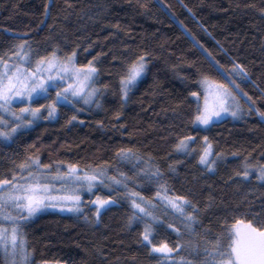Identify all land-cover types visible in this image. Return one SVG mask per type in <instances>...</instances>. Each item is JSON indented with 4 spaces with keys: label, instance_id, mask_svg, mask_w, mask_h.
Returning a JSON list of instances; mask_svg holds the SVG:
<instances>
[{
    "label": "trees",
    "instance_id": "1",
    "mask_svg": "<svg viewBox=\"0 0 264 264\" xmlns=\"http://www.w3.org/2000/svg\"><path fill=\"white\" fill-rule=\"evenodd\" d=\"M139 3L146 4L141 8ZM0 0V54L20 44L18 36L27 35L40 56L51 54L59 46L61 57L78 52L77 65L87 66L96 58L95 85L102 104L82 108L77 121L70 106L59 109V121L41 118L11 142L0 141V178H11L12 170L28 156L39 157L43 164L73 162L80 168L104 167L107 174L119 178L123 173L134 178L111 193L117 203L102 213L98 223H86L83 217L46 212L35 217L23 231L32 264H179L190 259L186 247L179 254L164 257L149 255L139 243L142 224L126 226L129 203L127 193L137 191L150 200V209L163 224L155 233L156 242H177L169 222L181 229L180 241L199 245L201 252L210 246L225 219L229 227L241 220L247 224L264 223V186L256 179L242 181L235 173L242 170L244 158L253 165L264 163V125L253 113L241 120L223 119L208 130H193L196 101L190 96L198 89L201 74L223 82L210 66L203 45L216 61L231 68V61L247 66L251 80L264 88V0ZM71 4V7L68 5ZM49 14L45 17V6ZM185 5L187 7H185ZM191 9V12L188 11ZM45 23L41 24V21ZM118 26V27H117ZM206 30V31H205ZM211 33V35H209ZM198 42V43H197ZM47 50V51H46ZM147 53L148 70L130 93L121 109L118 97L120 74L127 63ZM40 56L32 55L37 60ZM107 85V89H105ZM241 89L258 99L260 93L251 82ZM51 95L55 97V90ZM246 109L245 99L238 97ZM179 105V107H178ZM264 111V101L256 105ZM247 111V110H246ZM120 119L116 120L117 113ZM83 121V123H80ZM103 125L102 127L100 125ZM196 142L187 153L177 152L176 143L183 136ZM207 135L213 145V171L198 164L199 148ZM36 147L33 148L32 146ZM131 148L139 161L120 160L116 152ZM193 149L196 152H193ZM236 153V156H233ZM159 166L171 193L186 196L202 211L200 224L189 235L180 223L182 217L165 202L157 201V185L143 176L142 170ZM172 166L174 171H169ZM52 173L55 174L53 171ZM117 188V187H115ZM98 194L106 195L100 189ZM94 197V196H93ZM92 198V197H91ZM88 196H84L87 201ZM190 211V209H188ZM94 208L86 214L94 220ZM205 230H210L205 235ZM208 242V243H206ZM0 264L5 259L0 252Z\"/></svg>",
    "mask_w": 264,
    "mask_h": 264
},
{
    "label": "snow or ice",
    "instance_id": "2",
    "mask_svg": "<svg viewBox=\"0 0 264 264\" xmlns=\"http://www.w3.org/2000/svg\"><path fill=\"white\" fill-rule=\"evenodd\" d=\"M139 6L147 7L143 3H139ZM188 11L191 12V9ZM48 14L49 6L46 5L45 17ZM40 23L43 24L45 21L42 20ZM16 38L22 42L10 47L8 52L0 54V141H13L17 134L30 129L37 120L44 117L45 113H47L45 119L59 121L61 115L59 109L62 107L70 106L74 110L73 115L67 120L68 124L77 121L78 114L83 111L77 107L81 101L85 105L95 103L98 109L102 108L97 99L102 92L92 87L99 74L95 66V57L87 66L76 67L78 56L76 50L61 57V49L57 46L51 50L50 55L40 56L39 49H33L27 35ZM199 47L207 54L206 59L223 82L211 79L205 74H201L200 79L195 81L198 89H203V92L198 90L190 93L197 105L191 121L193 130L199 133L210 129L214 122L229 116L235 120L253 113L264 125V111L256 107L258 103L264 101V88L251 80L247 66L232 60L231 68L222 71L223 66L214 59L213 54L203 45ZM32 55L40 56L34 68L31 67ZM147 55V53L138 55L127 63L120 74L118 97L121 109L127 105L131 98L130 93L137 88L148 70ZM245 82L255 85L260 93L258 99H254L241 89V84ZM65 83L67 87H63ZM107 87L105 85V89ZM53 89H56L55 97L51 95ZM201 95L204 97L202 106L199 104ZM238 97L245 99L246 113ZM18 105L23 106L17 107ZM119 119L118 112L116 120ZM195 142L196 137L183 136L178 139L175 150L187 153ZM193 152L196 150L193 149ZM213 155L223 158L221 153H214L213 145L205 135L199 148L198 164L210 172L213 171L216 163L211 159ZM233 156H236V153H233ZM116 157L120 160L141 159L131 148L123 147L117 150ZM261 158H264V152L261 153ZM151 159L148 157L149 167L142 170V174L149 182L157 185L155 199L165 202L175 210L179 214L178 218L182 217L180 223L184 232L191 235L196 231L195 226L200 224L198 214L202 210L186 196L171 193L165 180V173L159 166L153 168ZM18 168V172L12 170L11 178L7 176L0 178V252L5 257V264H31V254L23 229L38 214L49 210L67 212L83 217L86 223H98L102 213L117 203L111 193L117 191L121 185L127 192L129 181L134 182V178L123 173L119 178L109 177L108 169L104 167L80 168L73 162H58L53 168L51 163L43 164L39 157L34 156H28ZM53 171L55 175H52ZM169 171H174L172 166H169ZM253 173L257 181L264 186V163L259 161L253 165L250 159L245 157L242 170H238L235 175L241 177L242 181H250ZM57 184L59 188L56 187ZM113 185L118 187L114 188ZM100 189H106L107 194H98ZM85 193L89 197L87 201L83 199ZM93 196L94 199L91 198ZM124 199L130 205L126 226L131 228L136 224L143 225V230L138 233L139 243L148 250L150 256L160 254L167 257L173 252L179 254L187 247L191 258L181 257L179 264H264V223H256V218L247 224L236 220L231 227L225 219L214 242L204 247L201 252L199 245L181 243L183 238L181 229L171 222L167 224V228L176 233L177 242L170 246L168 239L165 238L164 241L157 243L155 233L163 221L158 220L150 211L153 208L152 202L145 200L137 191L127 193ZM93 208L94 220L86 214V209L90 211ZM5 221L10 227L3 226ZM208 231L210 230H205V235ZM44 264L48 262L45 261Z\"/></svg>",
    "mask_w": 264,
    "mask_h": 264
},
{
    "label": "rangeland",
    "instance_id": "3",
    "mask_svg": "<svg viewBox=\"0 0 264 264\" xmlns=\"http://www.w3.org/2000/svg\"><path fill=\"white\" fill-rule=\"evenodd\" d=\"M35 64H36V60H34V59H32L31 58V67L32 68H34L35 67ZM76 67H79L78 65H76ZM74 81H68V83H73ZM63 87H67V83H65L64 85H63ZM92 87H94V88H97L96 87V85H95V83L92 85ZM53 90H55V94H56V89H53ZM202 90V92H203V89H201ZM209 100H210V102H211V97L209 98ZM240 102V101H239ZM80 103H83V101H81ZM203 103H204V97H203V95H201L200 96V100H199V104L202 106L203 105ZM93 104V103H92ZM92 104H89V105H86V106H90V105H92ZM241 104V103H240ZM83 105H85L84 103H83ZM23 105H18L17 107H22ZM242 106V105H241ZM243 107V106H242ZM244 108V107H243ZM245 109V108H244ZM246 110L247 109H245V113H246ZM247 114H245L243 117H245ZM47 116V113H45L44 114V117H46ZM44 117H41V118H44ZM40 118V119H41ZM227 118H229V119H232L230 116L229 117H227ZM227 118H225V119H227ZM39 119V120H40ZM39 120H37V121H39ZM223 120V119H222ZM232 120H234V119H232ZM236 121H239V120H241V119H235ZM36 121V122H37ZM219 121H221V120H219ZM219 121H216V122H219ZM215 123V122H214ZM181 153H185V152H181ZM52 175H55L54 173H52ZM109 176V175H108ZM109 177H111V176H109ZM56 187L57 188H59V185L57 184L56 185ZM113 187L115 188V187H118V186H116V185H113ZM119 187H121V186H119ZM106 190V189H105ZM53 194H60V193H53ZM84 196H87V194L85 193V194H83V199H84ZM95 197H92V199H94ZM7 211H10V210H6V212ZM46 212H57V214L59 213V214H63V215H73L72 213H67V212H58V211H52V210H49V211H45V212H43V213H46ZM43 213H40V214H43ZM40 214H38L37 216H39ZM36 216V217H37ZM3 226H6V227H10V225H8L7 224V222L5 221L4 223H3ZM29 251V250H28ZM2 253V252H1ZM2 255H3V253H2ZM4 257V256H3ZM4 259H5V257H4ZM30 261H31V255H30ZM32 264V263H31Z\"/></svg>",
    "mask_w": 264,
    "mask_h": 264
}]
</instances>
